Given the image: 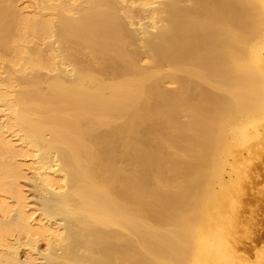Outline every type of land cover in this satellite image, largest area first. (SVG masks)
<instances>
[{
	"label": "bare ground",
	"instance_id": "obj_1",
	"mask_svg": "<svg viewBox=\"0 0 264 264\" xmlns=\"http://www.w3.org/2000/svg\"><path fill=\"white\" fill-rule=\"evenodd\" d=\"M32 3L0 0V264H264V0Z\"/></svg>",
	"mask_w": 264,
	"mask_h": 264
},
{
	"label": "rangeland",
	"instance_id": "obj_2",
	"mask_svg": "<svg viewBox=\"0 0 264 264\" xmlns=\"http://www.w3.org/2000/svg\"><path fill=\"white\" fill-rule=\"evenodd\" d=\"M29 1H30V4L33 5L32 0H29ZM260 177H262V175ZM254 207H256V211H257V213L259 215V218L261 219V225L259 226V230H257V232L255 233V238H258L259 235L264 232V205L260 204V205L254 206ZM263 244H264V238H263V240L261 242L258 243V245L261 246Z\"/></svg>",
	"mask_w": 264,
	"mask_h": 264
}]
</instances>
